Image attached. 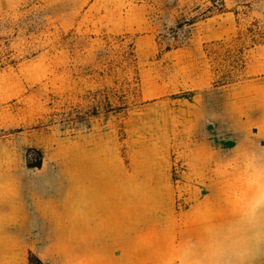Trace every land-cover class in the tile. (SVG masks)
<instances>
[{"label": "rangeland", "instance_id": "obj_1", "mask_svg": "<svg viewBox=\"0 0 264 264\" xmlns=\"http://www.w3.org/2000/svg\"><path fill=\"white\" fill-rule=\"evenodd\" d=\"M250 84L264 107V0H0V148L60 196L46 217L85 216L54 264H152L217 228Z\"/></svg>", "mask_w": 264, "mask_h": 264}, {"label": "crops", "instance_id": "obj_2", "mask_svg": "<svg viewBox=\"0 0 264 264\" xmlns=\"http://www.w3.org/2000/svg\"><path fill=\"white\" fill-rule=\"evenodd\" d=\"M246 93L245 99L238 91L235 145L230 144L228 139L222 143L224 195L221 217L200 221L201 225L217 228L210 229V232L175 234L173 248L157 250V259L152 264H188L186 253L189 250L193 259H202L210 239L235 225L249 206L258 197L264 196V107L258 104L260 92L253 84L249 85ZM228 122V112L222 109L223 128H228ZM230 155L231 160L236 162V202L231 207V213L229 203L225 201V194H228L225 178H228ZM14 159L13 153H5L0 148V264H30V253L45 263L54 264V259L67 256L70 246L75 248L70 243V237L75 241L78 235L81 239L84 236L85 216L76 224L73 220L64 223L59 222V218L55 221L46 217L45 210L41 208L44 209L51 200L61 201L60 196H39L45 192L38 191L36 185L22 186L19 165L15 168ZM57 190L60 193L62 188ZM257 216L264 223V207L258 209ZM147 254L144 253L150 257ZM252 264H264V249L255 256Z\"/></svg>", "mask_w": 264, "mask_h": 264}, {"label": "clouds", "instance_id": "obj_3", "mask_svg": "<svg viewBox=\"0 0 264 264\" xmlns=\"http://www.w3.org/2000/svg\"><path fill=\"white\" fill-rule=\"evenodd\" d=\"M261 207H264V196L258 197L235 225L210 239L202 259H193L189 250L186 253L188 264H252L264 249V223L257 216Z\"/></svg>", "mask_w": 264, "mask_h": 264}, {"label": "trees", "instance_id": "obj_4", "mask_svg": "<svg viewBox=\"0 0 264 264\" xmlns=\"http://www.w3.org/2000/svg\"><path fill=\"white\" fill-rule=\"evenodd\" d=\"M30 264H41V262L34 257L33 255L30 257Z\"/></svg>", "mask_w": 264, "mask_h": 264}]
</instances>
